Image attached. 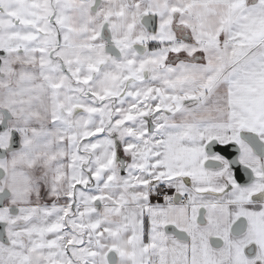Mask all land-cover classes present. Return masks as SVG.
<instances>
[{"label": "snow or ice", "instance_id": "1", "mask_svg": "<svg viewBox=\"0 0 264 264\" xmlns=\"http://www.w3.org/2000/svg\"><path fill=\"white\" fill-rule=\"evenodd\" d=\"M0 264H264V0H0Z\"/></svg>", "mask_w": 264, "mask_h": 264}]
</instances>
